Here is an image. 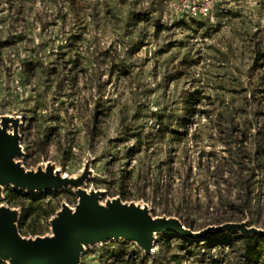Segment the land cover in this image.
I'll return each instance as SVG.
<instances>
[{
  "label": "rangeland",
  "instance_id": "374dc122",
  "mask_svg": "<svg viewBox=\"0 0 264 264\" xmlns=\"http://www.w3.org/2000/svg\"><path fill=\"white\" fill-rule=\"evenodd\" d=\"M2 130L15 134L10 163L48 192L21 229L6 199L17 184L0 179V210L28 243L53 240L86 193L106 214L122 201L194 231H263L264 0H215L195 20L168 0H0ZM213 236L86 240L76 263L243 264L238 245Z\"/></svg>",
  "mask_w": 264,
  "mask_h": 264
},
{
  "label": "water",
  "instance_id": "95a60500",
  "mask_svg": "<svg viewBox=\"0 0 264 264\" xmlns=\"http://www.w3.org/2000/svg\"><path fill=\"white\" fill-rule=\"evenodd\" d=\"M14 141L5 131L0 132V179L12 180L17 184L15 187L28 189V191H43L33 189L39 183L37 177L32 178L10 163L9 155L14 151ZM140 214L135 205L129 203L124 205L122 201H118L113 211L106 214L96 208L93 198L92 200L84 198V205L78 213L65 215L57 222L56 236L53 240L28 243L16 230L13 219L0 210V259L13 257L16 264H72L76 255L79 254L80 241L123 236L149 245L153 239L152 233L155 232L174 231L189 238L204 239L211 234L234 229L221 227L194 231L182 222L169 219L149 220L140 217ZM76 261L77 258L75 263Z\"/></svg>",
  "mask_w": 264,
  "mask_h": 264
},
{
  "label": "trees",
  "instance_id": "16d2710c",
  "mask_svg": "<svg viewBox=\"0 0 264 264\" xmlns=\"http://www.w3.org/2000/svg\"><path fill=\"white\" fill-rule=\"evenodd\" d=\"M195 20V19H194ZM201 98V94L198 90L191 92L185 99V109L186 114L185 117L181 121V126L187 128L188 124L191 122L194 113L197 111V104L199 103V99ZM174 134H180L179 131L174 130ZM241 170L237 174H233L234 179H237L236 188L240 193L245 189V184L242 181ZM223 175V174H222ZM233 178V177H232ZM221 181L217 182L218 188L220 192H222ZM48 192L46 191H28L15 186L6 187V199L8 202L14 203L17 207L20 208V218L18 222V226L22 229L23 225L26 223L28 216L30 215V210L35 202L44 198ZM222 195V193L220 194ZM230 197H233L237 200V196L234 197L233 194L230 193ZM122 198L127 199L124 195ZM30 202V203H27ZM221 205H223L224 200L219 201ZM225 206V205H224ZM227 206V205H226ZM241 206V205H239ZM235 208V207H233ZM237 208V207H236ZM245 206L242 205L240 209L244 211ZM227 221H232L229 218L218 219L213 224H223ZM184 224L188 228H193V222L191 221H183ZM220 236L218 239L222 241L223 244H227L231 247H236L238 245L239 248L243 251L244 261L243 264H264V231L263 232H249V233H241L240 231L229 230L223 233H219ZM216 236L213 234L209 235V239L214 240ZM208 238H204L206 240ZM200 239H189L188 241L197 243ZM0 264H9L4 260L0 259Z\"/></svg>",
  "mask_w": 264,
  "mask_h": 264
},
{
  "label": "built area",
  "instance_id": "2783aa9c",
  "mask_svg": "<svg viewBox=\"0 0 264 264\" xmlns=\"http://www.w3.org/2000/svg\"><path fill=\"white\" fill-rule=\"evenodd\" d=\"M169 7L188 19L206 18L212 14L215 0H168Z\"/></svg>",
  "mask_w": 264,
  "mask_h": 264
},
{
  "label": "bare ground",
  "instance_id": "6f19581e",
  "mask_svg": "<svg viewBox=\"0 0 264 264\" xmlns=\"http://www.w3.org/2000/svg\"><path fill=\"white\" fill-rule=\"evenodd\" d=\"M2 132H4V131L2 130ZM5 133L7 134V136H9V138L11 140H13V141L15 140V134L13 132H5ZM11 155L12 154H10L9 157H11ZM84 198L87 199V200H92L93 195H90L89 193H86V194H84ZM135 207L137 209V212H139V213H142L143 212V207L138 206V204H135ZM152 234H155V233H152ZM84 248H85L84 242L83 241H80L78 243V251H79L78 253L82 252V250H84ZM77 255H76V258H77ZM76 258H74L72 264H77V263H75ZM11 259L14 261V264H16L15 258L11 257Z\"/></svg>",
  "mask_w": 264,
  "mask_h": 264
}]
</instances>
